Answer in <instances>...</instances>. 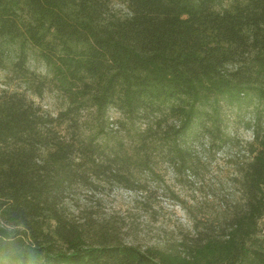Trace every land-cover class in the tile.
I'll return each instance as SVG.
<instances>
[{"label": "trees", "instance_id": "16d2710c", "mask_svg": "<svg viewBox=\"0 0 264 264\" xmlns=\"http://www.w3.org/2000/svg\"><path fill=\"white\" fill-rule=\"evenodd\" d=\"M111 3L0 0V68L67 103L53 116L0 95V264H264V0H125L126 16ZM245 113L239 198L177 245L123 243L70 209L79 189L145 192L159 162L197 173L199 146H239L228 121Z\"/></svg>", "mask_w": 264, "mask_h": 264}, {"label": "rangeland", "instance_id": "374dc122", "mask_svg": "<svg viewBox=\"0 0 264 264\" xmlns=\"http://www.w3.org/2000/svg\"><path fill=\"white\" fill-rule=\"evenodd\" d=\"M111 7L121 16L129 13L125 0H112ZM6 64L8 67L0 68V95L5 91H24L43 112L53 116L66 108V99L54 90L46 89L42 96L26 90V84L16 78L10 61ZM27 67L44 78L51 77L34 50L29 53ZM110 117L116 120L121 115L112 110ZM249 117L245 113L228 121L229 131L238 139L235 145L239 142V146L228 145L217 150L206 144L197 148L200 158L197 173L176 175L169 163L159 162L156 165L159 176H143L145 192H130L112 185L94 193L79 189L69 202L70 209L75 214L88 212L98 221L110 223L118 229L123 243L143 249L177 245L184 236L194 235L196 218L200 224L209 223L223 213L227 204L239 198L234 182L235 163L244 159V145L253 140L252 131L246 128ZM260 227L264 229V218Z\"/></svg>", "mask_w": 264, "mask_h": 264}]
</instances>
